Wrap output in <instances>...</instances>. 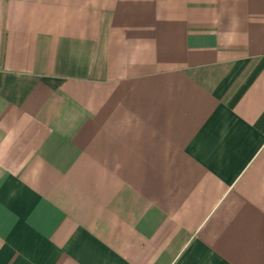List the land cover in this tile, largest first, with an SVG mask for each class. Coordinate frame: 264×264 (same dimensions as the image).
<instances>
[{"label":"crops","instance_id":"0c3cea01","mask_svg":"<svg viewBox=\"0 0 264 264\" xmlns=\"http://www.w3.org/2000/svg\"><path fill=\"white\" fill-rule=\"evenodd\" d=\"M0 264H264V0H0Z\"/></svg>","mask_w":264,"mask_h":264}]
</instances>
